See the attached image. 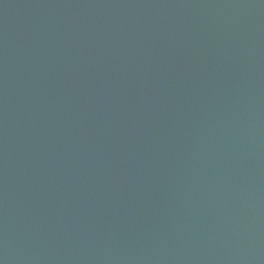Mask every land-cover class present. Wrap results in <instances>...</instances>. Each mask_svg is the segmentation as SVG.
Instances as JSON below:
<instances>
[{
  "label": "water",
  "instance_id": "1",
  "mask_svg": "<svg viewBox=\"0 0 264 264\" xmlns=\"http://www.w3.org/2000/svg\"><path fill=\"white\" fill-rule=\"evenodd\" d=\"M0 264H264V0H0Z\"/></svg>",
  "mask_w": 264,
  "mask_h": 264
}]
</instances>
